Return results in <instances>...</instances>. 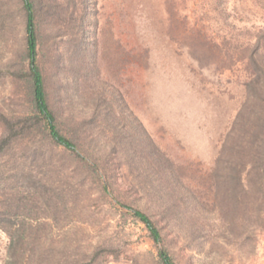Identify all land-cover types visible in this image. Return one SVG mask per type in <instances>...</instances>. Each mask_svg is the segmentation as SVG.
Masks as SVG:
<instances>
[{"label": "rangeland", "instance_id": "1", "mask_svg": "<svg viewBox=\"0 0 264 264\" xmlns=\"http://www.w3.org/2000/svg\"><path fill=\"white\" fill-rule=\"evenodd\" d=\"M35 1L49 97L109 193L155 221L176 264H264V0ZM24 36L20 0H0L6 117L28 110ZM229 134L246 149L243 189L215 184ZM101 185L37 131L0 153V209L26 205L13 218L31 225L32 264H160ZM8 246L0 227V264Z\"/></svg>", "mask_w": 264, "mask_h": 264}, {"label": "trees", "instance_id": "2", "mask_svg": "<svg viewBox=\"0 0 264 264\" xmlns=\"http://www.w3.org/2000/svg\"><path fill=\"white\" fill-rule=\"evenodd\" d=\"M22 10L24 13V59L25 65L21 67L19 76L22 80L25 79L27 83V90L29 94L28 110L23 114L16 116L6 117L0 115L2 120L4 119V128L7 134L0 138V153L4 151L5 147L9 146L11 142L16 141L17 138L25 136L28 132L37 131L40 132L45 138L63 150L71 153L76 159L79 160L86 168L94 174L102 183L101 188L105 194H112L116 200L117 196L108 191L107 185H109L107 174L102 169L97 161H91L83 153V149L79 145L75 138L67 136L61 128L60 117L53 106L49 97V92L46 87L45 75L41 67L40 61V49H39V26L37 22V13L39 8L35 0H20ZM252 56V55H251ZM249 128V127H248ZM246 129L247 132L249 129ZM246 132V133H247ZM245 135V133H244ZM231 139V140H230ZM234 139V140H233ZM244 145L238 143L235 137H231L229 134L222 143L219 163L225 172L221 176V181L215 184H222L224 187L234 182L235 187L243 189L244 178L243 170L247 166V163L242 159V155L245 152ZM264 158V151L263 157ZM103 175L106 181H103ZM226 175H229L230 179ZM259 176L260 186L264 187V180L262 181L261 172ZM230 181L227 183V181ZM195 198H198L195 196ZM29 200V197H23L20 199V203ZM118 204L126 210V213L143 224L148 232L150 239L157 247V257L160 264H176L173 257L170 255L167 247L165 246L161 231L155 221L144 211L131 205L121 203L118 199ZM10 202L5 203L0 209V227L3 228L9 236L8 246V259L5 264H32V260L25 255L26 246L28 244V229L30 224L24 219L13 218L18 215L17 209L25 204L9 205ZM26 206V205H25ZM24 207V206H23ZM13 218V219H12ZM43 260L35 261L34 264H43Z\"/></svg>", "mask_w": 264, "mask_h": 264}]
</instances>
